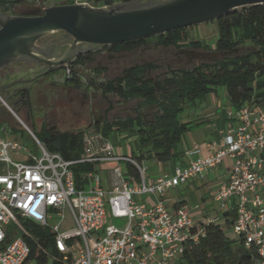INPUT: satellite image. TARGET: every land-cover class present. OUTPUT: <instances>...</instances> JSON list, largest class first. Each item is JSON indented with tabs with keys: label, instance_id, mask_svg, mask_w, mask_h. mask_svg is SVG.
I'll return each mask as SVG.
<instances>
[{
	"label": "built area",
	"instance_id": "built-area-1",
	"mask_svg": "<svg viewBox=\"0 0 264 264\" xmlns=\"http://www.w3.org/2000/svg\"><path fill=\"white\" fill-rule=\"evenodd\" d=\"M73 3L110 6L104 0ZM227 117L232 124L221 141L206 142L204 154L196 146L190 151L195 159L154 179L145 161L119 154L101 133L85 131L76 160L48 151L26 125L41 155L18 138L0 136V264H179L187 243L197 241L204 227L194 223L185 203L169 209L166 194L192 179L206 181L226 159V180L213 199L223 213L236 211L234 235L264 256V106L231 107ZM112 162L107 179L99 166ZM77 163L94 165L79 187L72 170ZM148 197L153 202L145 205ZM120 219L126 220L122 227L114 222ZM28 223L50 231L52 243L45 246ZM27 239L35 241V251Z\"/></svg>",
	"mask_w": 264,
	"mask_h": 264
},
{
	"label": "trees",
	"instance_id": "trees-1",
	"mask_svg": "<svg viewBox=\"0 0 264 264\" xmlns=\"http://www.w3.org/2000/svg\"><path fill=\"white\" fill-rule=\"evenodd\" d=\"M117 1L130 0H104L110 5ZM23 2L24 0H0V9L10 12L20 7ZM215 21L218 38L213 50L233 55L203 61L191 68L171 67L164 75L158 76H151L150 73L161 69V66L147 61L125 68L121 74L106 81L96 82L91 79L87 88L100 90L104 96L113 94L123 100H139L135 115L93 123L95 129L105 139H112L113 136L123 133L135 135L137 150H133L131 155L140 161L153 160L168 164L175 162L182 147L183 135L200 125L197 120H186L185 113L198 103L206 101L220 87L226 89L229 104L236 110L246 105L264 106V4L241 7ZM189 28H177L101 48L112 52H130L144 47L150 38H154L157 45L177 49L209 47L200 40L192 39ZM246 46L251 49L236 53ZM93 57L92 52L83 53L63 66L64 71L70 69L66 82L80 87L83 83L77 67L91 62ZM97 71L102 72L103 69L97 68ZM57 72L56 70L45 76ZM8 102L18 115L25 113L27 119L33 121L30 90H23L16 98L9 97ZM146 107L154 109L151 117L143 113L142 109ZM84 133L85 130L60 131L49 128L46 122H43L39 134L35 132L48 151L59 153L66 160L80 157L84 147ZM127 168L135 179L139 177L135 167L129 165ZM93 169V164L77 163L72 166L78 187L80 177ZM223 215V224L216 220L202 224L204 234L197 241L190 240L187 243L180 264H264V256L257 250L245 247L236 236L228 235L227 231L233 228L236 211H226ZM28 225L33 227L34 234L45 246L52 243L50 231H45L34 223ZM27 241L35 251V241Z\"/></svg>",
	"mask_w": 264,
	"mask_h": 264
},
{
	"label": "rangeland",
	"instance_id": "rangeland-1",
	"mask_svg": "<svg viewBox=\"0 0 264 264\" xmlns=\"http://www.w3.org/2000/svg\"><path fill=\"white\" fill-rule=\"evenodd\" d=\"M130 1L146 2L147 0ZM45 2L51 4H59L60 2L72 4L73 0H24L23 5L20 7L14 8L10 12H5L0 9V13L11 15L21 14L25 10L39 8L45 5ZM189 29L192 39L200 40L209 47L199 49L190 47H183L181 49L164 47L157 45L154 38H150L144 47L130 52H112L109 49L92 47L91 52L94 55L93 60L77 67V72L83 83L80 87L66 82L64 70L58 71L56 74L42 76L33 82L25 84L30 88L32 94L33 121L31 122L28 120L25 113L18 116L37 134H39L43 122H46L49 128H55L60 131L85 130L91 132L93 135L100 133L93 126L96 119H99V122L102 123L105 120L112 121L116 118H125L129 115H135L139 100H123L113 94L104 96L100 90L93 87L87 88L90 80L93 79L96 82L106 81L121 74L125 68L147 61L154 62L156 65L161 66V69L154 70L150 73L151 76H158L164 75L171 67L191 68L200 62L213 60L207 55L215 51L213 48L218 38L217 22L215 20H210L190 26ZM71 41V37L66 33H54L41 39L38 44L48 47V53L56 56L64 52ZM61 47H64V49L59 51L58 49ZM87 47L86 44L81 45L82 49ZM249 49H251V47L246 46L240 48L236 53L246 52ZM228 55H233V53L221 52L218 58ZM97 68L103 69V71L98 72ZM46 69V65L31 61L14 63L0 70V85L8 84L20 78H33ZM224 90V87H220L218 91L222 93ZM4 96L3 93L0 94V136L4 138H18L31 152L36 155H41V150L37 147L29 130L11 110L3 104L2 98H4ZM223 102V107L228 106L224 97ZM142 111L148 115V117H151V113L154 109L152 107H146L143 108ZM221 111L222 109H219L220 113ZM2 116H4V118ZM111 141L115 144L119 154H131L133 150L137 149L135 135L129 136L123 133L118 136H113ZM145 162L149 166L150 173L152 170V160ZM114 167L115 164L112 162L99 166V169H103L105 178L108 179L110 178V170ZM121 169L123 171L126 170L124 162L121 163ZM204 207H206V210L211 214H215L216 212L220 215L222 214L218 203L215 202L212 197L204 204ZM114 222L122 227L125 225L126 220L120 219ZM68 223H71L70 219H68L67 224ZM10 227L12 228L13 225ZM227 233L229 236L234 237L233 231L228 230Z\"/></svg>",
	"mask_w": 264,
	"mask_h": 264
},
{
	"label": "water",
	"instance_id": "water-1",
	"mask_svg": "<svg viewBox=\"0 0 264 264\" xmlns=\"http://www.w3.org/2000/svg\"><path fill=\"white\" fill-rule=\"evenodd\" d=\"M257 4H264V0L124 1L115 2L108 8L62 3L16 15L0 13V70L21 61L47 66L33 78H20L0 85V94L6 92L4 98L1 97L2 102L26 125L8 102L12 86L21 84L23 86L18 89L29 91L25 84L56 71L80 54L91 52L92 47L112 46L194 26ZM54 33H66L72 39L68 48L56 56L48 53V47L38 44ZM83 44L88 47L82 49ZM220 54L212 51L207 56L215 60ZM99 121L96 119L94 124Z\"/></svg>",
	"mask_w": 264,
	"mask_h": 264
},
{
	"label": "crops",
	"instance_id": "crops-1",
	"mask_svg": "<svg viewBox=\"0 0 264 264\" xmlns=\"http://www.w3.org/2000/svg\"><path fill=\"white\" fill-rule=\"evenodd\" d=\"M23 3L21 5H23ZM45 3L46 4L44 6H46V8L57 4ZM62 3L65 2H60L59 4ZM40 7L34 9H40ZM223 97L226 99V104L228 106L224 105L225 107H223ZM230 108L231 106L225 89L222 93L219 91L212 93L208 96L206 101L198 103L189 109L185 113V119L197 120L200 125L195 126L191 131H188L183 135L182 147L176 155L177 158L175 162L172 161L168 164H161L152 160V170L150 172L151 178L154 179L159 176V174L171 170L175 165L187 164L190 160L195 159L197 156L190 153V151H192L196 146H201L202 153L204 154V144L206 142L221 141L222 131L232 124V120L227 117V111ZM219 109H222L221 113L219 112ZM205 153H207V151H205ZM229 163L230 160L226 159L224 165L217 167L212 173H210L206 181L192 179L188 183L168 191L166 199L169 209L174 210L179 204L185 203L187 205L188 212L196 225L202 226V224L209 219L216 220L222 224L225 223V216L223 215V212L221 215L218 212L211 214L206 210L204 204L210 199V197H214L220 185L226 180V165ZM152 202V197L145 199V205H149ZM231 231H233L232 228Z\"/></svg>",
	"mask_w": 264,
	"mask_h": 264
},
{
	"label": "flooded vegetation",
	"instance_id": "flooded-vegetation-1",
	"mask_svg": "<svg viewBox=\"0 0 264 264\" xmlns=\"http://www.w3.org/2000/svg\"><path fill=\"white\" fill-rule=\"evenodd\" d=\"M30 10V9H29ZM64 49V47H61V48H59L58 50L59 51H62ZM65 66V65H64ZM64 69V67H61V68H59V69H57V71H61V70H63ZM45 76V75H44ZM21 86H23V85H21V84H16V85H14V86H12L10 89H9V91H10V94H9V97H11V98H16L19 94H21V92L23 91V90H21V89H18L19 87H21ZM26 87H27V85H25ZM30 89V88H29ZM31 91V90H30ZM3 94H5L6 95V92H3Z\"/></svg>",
	"mask_w": 264,
	"mask_h": 264
}]
</instances>
